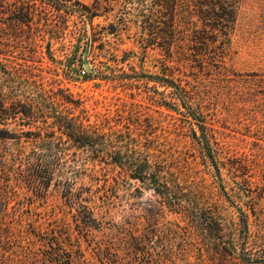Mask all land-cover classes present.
I'll list each match as a JSON object with an SVG mask.
<instances>
[{"label":"rangeland","instance_id":"374dc122","mask_svg":"<svg viewBox=\"0 0 264 264\" xmlns=\"http://www.w3.org/2000/svg\"><path fill=\"white\" fill-rule=\"evenodd\" d=\"M152 1L0 0V264H264V0L205 53L170 45ZM154 153L183 174L180 210L111 169ZM40 163L97 180L69 200L32 183Z\"/></svg>","mask_w":264,"mask_h":264},{"label":"trees","instance_id":"16d2710c","mask_svg":"<svg viewBox=\"0 0 264 264\" xmlns=\"http://www.w3.org/2000/svg\"><path fill=\"white\" fill-rule=\"evenodd\" d=\"M239 0H153V14H162L166 18L165 35L168 37L170 45L178 42L190 43V48L200 51L211 50L212 48L222 47L225 40L232 30L236 21V14ZM56 9L57 7H53ZM47 17V12H42ZM92 16L94 13H90ZM33 16L30 10H17L13 15L14 35L21 32V25L30 21ZM151 30V31H150ZM149 31L155 34V28L150 27ZM79 60H71V64H76ZM16 77V75H15ZM12 115L16 114V109L11 110ZM22 114L30 123H34L37 118V112L32 105L23 106ZM37 128V127H35ZM26 134L33 136L41 141V144L50 149L54 146L53 135L45 133V139L41 140V131H27ZM174 160V159H173ZM172 159H166L153 154L150 159L135 163H113L111 169L115 176L120 179H133L139 183V188L151 190L159 200L156 204L162 207H168L172 210H180L181 203L171 199L170 190L179 187L177 181L183 180V174L175 167ZM38 168L35 176L31 177L32 183L37 188L47 189L54 180L56 190H62L66 199L71 200L74 197L71 185L79 178L87 177L91 182L96 181L95 174L87 172V169H75L73 166L56 164H36ZM65 173L73 175L72 182L69 185H62L61 177ZM58 176L60 179H55ZM115 178V177H114ZM115 180V179H114ZM117 182V180H115ZM67 182V181H65ZM151 206L153 202L148 201ZM180 208V209H179ZM210 211V210H208ZM201 219L213 222L215 233L219 235L223 231L221 224L213 217L212 211L204 212ZM213 214V216H212ZM208 215V216H207ZM207 226V225H206Z\"/></svg>","mask_w":264,"mask_h":264},{"label":"built area","instance_id":"2783aa9c","mask_svg":"<svg viewBox=\"0 0 264 264\" xmlns=\"http://www.w3.org/2000/svg\"><path fill=\"white\" fill-rule=\"evenodd\" d=\"M84 73H85V72H84V71H82V75H84Z\"/></svg>","mask_w":264,"mask_h":264}]
</instances>
